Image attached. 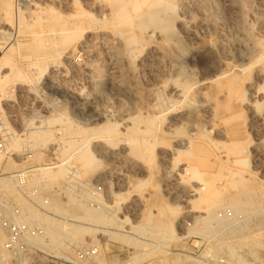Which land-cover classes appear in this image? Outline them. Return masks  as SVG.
<instances>
[{
	"label": "rangeland",
	"instance_id": "rangeland-1",
	"mask_svg": "<svg viewBox=\"0 0 264 264\" xmlns=\"http://www.w3.org/2000/svg\"><path fill=\"white\" fill-rule=\"evenodd\" d=\"M138 1L142 8L134 11L129 7L127 14L135 24L148 9L144 0ZM181 1L172 0L175 10L161 14L173 20L174 39L170 31L152 25L139 33L140 43L129 45L126 39L138 33L137 28L121 22L111 0H30L20 9L16 0H10L9 15L0 0V42L6 47L0 60V81L7 80L0 86V120L7 127L32 129L14 133L0 128V140L7 145L0 152V169L36 166L64 170L57 179L40 168L35 172L51 197L50 211L42 223L55 254L70 256L77 246L92 243L100 245V255L89 264H264V129L253 126L247 113L243 114L246 118L234 121V127L245 121L239 132L251 141L247 162L207 161L206 165L211 164L200 169L202 179L184 170L185 161L158 155L192 137L201 138L211 149H225L229 139L223 134L227 126L221 119L229 114L231 102L208 84V73L226 58L231 64L247 67L244 75L264 91V0H192L188 6ZM181 18L192 30L189 36L179 25ZM78 26L88 30L91 38L60 43L50 51L25 48L32 34L57 40ZM46 53L48 58H44ZM3 58L12 62L7 64ZM187 80L195 93L191 90L182 100L171 90ZM206 99L219 103L213 112L215 122L202 111L199 121L174 120ZM259 102L258 111L264 112V102ZM107 124L116 127L112 140L100 136ZM133 127L142 131L139 135L153 129L154 136L166 141L159 143L146 134L156 143L152 162L146 156L127 154ZM47 129L52 131L50 141L33 137L36 131ZM17 138L25 140L24 147L14 153L9 146ZM84 146L95 157L90 170L79 158ZM45 161L55 163L45 165ZM233 172L259 190L255 204L236 212L223 197L210 214L222 222L213 219V223L203 224L201 217L208 213L203 203L195 201L197 188L206 190L204 179L216 174V188L230 196L236 192L229 183ZM99 185L104 191L94 195L92 188ZM163 202L176 212L170 217V232L143 220H156ZM74 207L99 221L79 218L73 214ZM222 209H231L234 217H219ZM206 227L211 230L204 231ZM77 229L84 231L81 239L62 238Z\"/></svg>",
	"mask_w": 264,
	"mask_h": 264
},
{
	"label": "bare ground",
	"instance_id": "bare-ground-1",
	"mask_svg": "<svg viewBox=\"0 0 264 264\" xmlns=\"http://www.w3.org/2000/svg\"><path fill=\"white\" fill-rule=\"evenodd\" d=\"M92 1H94V0H92ZM191 1L192 0H182L181 2L185 6H188ZM111 3H112L113 9L115 10V12L118 15V17L121 19L122 23H124L126 25H129V26L135 25L136 28H137L138 33L137 32L131 33L130 36L126 39V41H127V43L129 45H135V44L140 43L142 37H140L141 35L139 33H143L144 31H146V29L149 26H152V25L156 26L160 30H166V31L168 30V31H170L169 33L171 35V38L174 39L175 34L172 33L171 30H170V29H172V26H173V20L168 18V17H164V16L161 15L162 12H168V11H174L175 10V6H174V3L172 2V0H144L143 4L147 3L146 5L148 6V9L146 8L147 10L144 11L141 14L140 20L136 24L133 22L132 18L128 17V15H127L128 14V10H129L128 8L131 7L134 11H139L142 8L141 2H139L138 0H132L131 2H125L123 0H111ZM4 4H5V8H4L5 12L9 15L10 12H11L10 11V0H4ZM20 19H21V17H20ZM182 19L183 18H181V20H179V25L181 26L182 31L189 36L191 34L192 30L189 29L187 24L184 23L185 21H183ZM27 26L30 27V25H27ZM33 26H34V24H33ZM31 28H32V25H31ZM173 28H174V26H173ZM1 31L2 30H0V32ZM66 31L67 30H65V32ZM70 31H71V29H70ZM87 31L88 30L85 31V28H82L81 26L75 27L70 33L67 31V33L62 34L60 39H57V40H59L58 42H57L56 39L44 38L43 37L44 35L42 36V35H38V34L35 35L34 34L35 36H33V34H32L33 38L30 41V43L27 44V47H25V48L26 49H30L31 51L37 52V51L45 50V49L46 50L53 49V48L56 47L57 44H60V43L61 44H68L72 40H75V39H77L79 37H83L84 40L85 39L87 40L89 37L91 38V36H90L91 33L87 32ZM116 31H118V30H116ZM6 33H8V31ZM18 43H17V45H18ZM170 43H172V42H170ZM71 44H74V43H71ZM165 50H166V48H165ZM51 52H52V50H51ZM63 52H64V50H63ZM48 53H50V52H48ZM236 54H238V53H236ZM42 55H43V53H42ZM44 56H46L44 58H48L49 57L48 54L44 55ZM39 57L42 58V56H39ZM225 59L220 60V63L217 65V67H215L213 70H211L208 73L209 77L207 78L208 84H211V86H213L215 88V90H216V92H218V94L221 93L223 95V98H226L228 101L231 102L230 107H231L232 110L230 109L229 110V114L227 116H225V117H222V119H221L227 126V128H226L227 133H223V134H225V136L229 139L228 140L229 142L225 143V149H220V148L211 149L209 146H206V144H204V142H202L203 140L201 138L198 137V139H195V137L191 136L192 138L188 137L189 139L187 140V142L185 144H183V145H180L181 143L180 144L179 143L175 144V147H173L172 150L169 153L168 152L167 153L164 152V150H166L167 147H166V149H164V150L162 149L163 151H159V153H158V155H160V158L163 157V158H165V160H166V158H169V159L171 158L172 160H175V161H181V162L185 161L187 163V167L184 170L187 173H188V170L190 172H192V174L194 176L193 178H195V177L197 179L198 178H201V179L203 178L202 177V173H201L202 170H200V169L202 167L203 168L205 167L207 161H210V162L211 161H236V163L237 162L238 163H242L243 165L247 162L246 161V152H247L248 146L251 143V141L247 140L246 139L247 137H244V133L241 134L239 132L241 126L243 127V125H245V121L243 123L240 122L239 125L234 127V124H235L234 121L237 122L238 118L241 119V117H244L243 114H245V113L248 114L251 124H253V126L256 125V127H258V130H261V129L263 130L264 129V112H259L258 111L259 110L258 109V105L260 103L259 100H261L262 103L264 102V91H262L263 86L262 85H261L262 87L260 85L257 86L256 82L252 78H250V76L244 75L246 73V70H248L247 67H245L243 65H237L235 62H234L235 64H231L230 62L225 61ZM0 60H1V58H0ZM10 61H11L10 58H3V62H5L7 64H9ZM225 66L229 67L228 70H224ZM15 73H16L17 76H20V73L18 71H16ZM256 74H258V73H256ZM186 75H187V73H186ZM21 77H22V75H21ZM251 77H253V76L251 75ZM6 82H7V80L4 82L2 80V78H1L0 86L5 85ZM175 83H177V82H175ZM191 90L193 92L195 91V90L192 89V86H191V83L189 82V80H187L184 83H179L178 85L174 86L173 90H171V91L173 92V95H175V96H177L179 98H183L182 100H185L189 96ZM247 94H248V96H247ZM0 95H2L1 92H0ZM191 96H192V94H191ZM192 99H194V98H192ZM209 99L208 100L206 99L203 102H201L199 107L197 106V109L196 108H194L192 110L189 109L190 111H187L185 113H182V114L176 116L174 118V120H181V119H182V121L184 119H187V120L188 119L189 120H191V119L195 120L196 119V120H198L197 117H200L199 116L200 115L199 112L202 111L203 113L209 114V117L211 115L210 119H213V121L215 122L216 118L214 116L215 113L213 114V112H215V108L217 106H219V103H218V101L217 102L215 101L216 103H214V101H211ZM214 99H212V100H214ZM212 114H213V116H212ZM244 118H246V117H244ZM239 121H241V120H239ZM201 126H202V124H201ZM105 127H106V129H105L104 133L101 132L100 136L104 135V136L107 137V139L110 138V140L115 138L114 137L115 136L114 131H115L116 127L114 128V126H111V125H108V124L106 126H104V128ZM202 130H203V128H202ZM129 131L131 133H135L134 135L130 136V143H129V147L127 149V152H128L127 154L129 156L130 155L131 156L133 155L135 157L146 156V158L148 159L149 162H152L155 159L156 143L151 141L150 138L147 136V135L150 136V134L152 136L151 137L152 139H156L159 143L166 144V141L164 140V138H157L156 136L153 135V133H154L153 129H147L146 131H143L145 133V134L143 133L144 135H139L138 134V132H142V131H140L137 127L130 128ZM51 132L52 131L49 130V129H47V130H38L35 133H33V135H34L33 137L37 138V139H40L43 142H47V141H50L53 138V137H51V134H52ZM242 132H245V131H242ZM117 135H118V133H117ZM192 135H194V134H192ZM204 136H206V135H204ZM260 136H262V135H260ZM226 137H224V138H226ZM82 138H83V136H82ZM103 139H105V138H103ZM24 141L25 140H20L19 138L13 139L12 144L10 146L8 145L9 149L13 150L14 153L18 152L21 149L22 146L24 147ZM208 141H206V143H209ZM108 142H109V140H108ZM111 144H113V143H111ZM160 146H162V145H160ZM113 147H114V145H113ZM158 149H160V148H158ZM79 152H80V155H79L80 161H83L84 162V166L86 167V169H89L90 166H92V164L94 163L93 161H95V159H94L95 157H93V153L89 149H86V146L82 147ZM211 163H213V162H211ZM211 163H209L208 165H210ZM208 165H206V166H208ZM210 168H211V166H210ZM204 169H203V171L205 172ZM93 170H94V168L92 169V171ZM40 171L42 173H44L46 176H49L52 179H57L62 174H64V170L61 169V167H59L58 170H56V171H50V168L42 167V168H40ZM216 172H217V170H216ZM233 173H234L233 174L234 176H233L232 179H230L231 181L229 183L232 186V188L233 187L235 188L234 190H236V192L234 194L230 195V196H225L226 195L225 193H223L220 189L216 188L215 181H216L217 178L215 177L216 174H214L215 176L212 175L213 173L212 174L209 173V175H212V176L207 178V179H204V181H203L204 184H205V187H208V188H206V190L204 188H202V187L197 188V190H199V192H198L199 195H198V197H196L195 201H198L199 204L203 203L205 205V210L208 213L207 216L201 217V221L203 222V224L204 223L207 224L208 222H212L213 219H214V221L216 220V222H218V223L222 222V219H219L218 217H217L218 219L214 218L215 216L212 217L210 214H211V208L212 207L215 208V206L218 205L220 203V201H222L221 199L223 197L226 199V203L230 204L231 208L233 210H235L236 212H238L240 210H245L246 208L252 207V205L255 204V198L254 197L256 196V194L259 193V190L258 189H254L255 187H253V185L250 183L249 179H245V178L240 177L238 174H236V172H233ZM206 174H207V172H206ZM231 177H232V175H231ZM194 180H196V179H194ZM0 185H5V183L0 184ZM203 189L205 191H203ZM155 200L153 201L154 203H155ZM195 201L193 200V202H195ZM199 204H197V205H199ZM78 207H80V206L78 205ZM73 209H74V213L73 212L72 213L74 215H77L81 219L82 218L96 219L95 217H93L90 214H86V215L82 214L81 213L82 211H79L78 208L74 207ZM158 211H159V215H158L156 220H153L151 217H149V218L146 217L147 219H143V220H146V224H153L152 226H160V228L164 227L163 228L164 231L170 232L172 230L170 217L172 218V216L176 214L175 209L169 208L163 202V204L159 206V210ZM188 216H190L189 213H188ZM98 219H96L97 222L99 221ZM51 229H52L51 232L53 234V231L55 230V226L53 224L51 225ZM143 229H145V228H143ZM210 230H211V227H206L204 229V231H210ZM83 233H84L83 229H77L76 231H68L67 233L63 234L62 238L64 240H79V239H81V236L83 235ZM47 238L48 237H46V239L43 242V244L50 252H52L51 248H50V244H49L50 242H48ZM0 239H3V233H2L1 230H0ZM52 253H54V252H52ZM57 255H62V254H57Z\"/></svg>",
	"mask_w": 264,
	"mask_h": 264
},
{
	"label": "built area",
	"instance_id": "built-area-1",
	"mask_svg": "<svg viewBox=\"0 0 264 264\" xmlns=\"http://www.w3.org/2000/svg\"><path fill=\"white\" fill-rule=\"evenodd\" d=\"M29 1L16 0V4L20 9ZM5 49V44L0 42V58ZM37 113L44 116L42 111ZM0 128L14 133L32 130L26 127H7L1 120ZM6 150L7 145L0 140V152ZM48 163L54 165L55 161H45V165ZM39 168L25 166L12 170L0 169V184L5 183V186L0 185V230L3 233V239H0V264L94 263L100 255L99 244L77 246L70 256L54 254L44 246L47 233L42 220L45 221V214L50 211L51 197L43 182L35 177ZM103 191L102 185L92 188L94 195ZM218 214L219 217H234L231 209H222Z\"/></svg>",
	"mask_w": 264,
	"mask_h": 264
}]
</instances>
